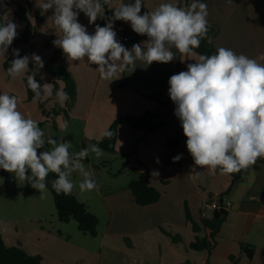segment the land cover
I'll use <instances>...</instances> for the list:
<instances>
[{
  "label": "crops",
  "instance_id": "1",
  "mask_svg": "<svg viewBox=\"0 0 264 264\" xmlns=\"http://www.w3.org/2000/svg\"><path fill=\"white\" fill-rule=\"evenodd\" d=\"M123 2L134 3V0ZM192 2L188 0L189 4ZM200 2L207 4L208 23L214 28L209 35L211 41L207 39L212 47L229 48L264 64V0ZM120 3L121 0H110L106 6L107 17L113 15V7ZM142 3L141 14L154 11L161 3L185 7L184 0H142ZM6 7L11 14L16 8L0 0V9ZM78 20L90 34L94 33L96 24L104 26L107 22L98 18L95 24H89L82 12ZM13 22L18 25L17 32H22L23 21ZM123 23H129V27L121 32L118 26ZM114 30L117 40L128 49L145 41L143 38L135 41L130 22L117 20ZM123 36L129 41L124 42ZM172 51L176 56L173 61L147 65L136 60L133 70L129 67L113 81L100 79L97 66L86 58L68 61L63 53L57 61L66 68L75 84V98L68 106L71 117L81 124L83 141L100 140L116 119L152 115V124L157 127L147 134L142 129H131L122 120L115 152L110 154L122 163L117 175L130 169L136 175L147 169L151 187L160 193L159 200L139 206L128 188L131 180L118 186L106 183L105 192L101 186L96 190L107 217L101 233L98 212L91 210L88 198L81 200L77 195L98 219L97 234L92 237L98 242L95 250L75 245L73 236H65L61 229L58 235L41 231L35 242L27 241L14 224L2 222L0 236L7 247H19L29 255H39L42 264H233L231 257L237 258V264H264V163L261 162L241 170L239 181L224 198L230 208L210 252L189 248L196 238L205 237L200 223L204 201L224 193L230 186L231 175L221 174L219 169L213 174L206 167L194 166L181 122L174 114L176 106L168 95V80L173 74L187 71V64L195 63L199 56H184L174 48ZM171 141H176L175 151L182 157L181 166L166 161ZM83 162H88V158ZM194 167L198 174L193 172ZM154 170L159 172L158 176H152ZM244 248L253 250L251 259L246 257Z\"/></svg>",
  "mask_w": 264,
  "mask_h": 264
},
{
  "label": "clouds",
  "instance_id": "2",
  "mask_svg": "<svg viewBox=\"0 0 264 264\" xmlns=\"http://www.w3.org/2000/svg\"><path fill=\"white\" fill-rule=\"evenodd\" d=\"M109 3L110 0H37L42 12L54 9L53 22L62 33L53 41L54 46L62 49L68 61L86 58L96 65L102 80L118 79L129 67L135 68L136 60L147 65L169 63L176 57L173 48L184 56L196 55L194 50L202 40L211 41L208 6L200 0H193L186 7L161 3L154 11L144 14H141L142 0L127 4L121 0L113 7V15L105 17V5ZM80 12L89 24H95L98 18L107 22L104 26L96 24L94 33L90 34L78 20ZM117 20L130 22L135 33L148 39L128 49L117 40L114 30ZM17 28L11 20L0 25V57L6 58L18 35ZM12 53L14 58L7 74L13 79L28 72L30 62L37 69L44 66L42 58L35 53L21 56L18 49ZM195 61L187 64V71L173 74L168 80V95L176 106L174 114L181 122L194 166L206 167L213 174L217 169L221 174L246 170L264 158V64L225 47L212 55L201 54ZM35 75L34 70L27 76V88L35 94L34 98H40L42 91L51 95L52 85L41 86ZM56 95L62 106L69 99L64 91ZM113 134L105 130L103 136L111 138ZM46 144L52 147L38 152ZM71 147L67 140L45 138L38 122L18 110L16 96L0 94V169L13 173L17 181L27 182L39 192L46 189L49 173H55L57 178L52 181V187L65 195L76 187L71 174L79 172L83 176L80 191H98L94 173L86 170L83 161L90 152L102 156L103 149L92 144L71 153ZM181 158L177 155L173 162ZM193 172L196 173L195 167ZM158 175V171L152 172V176Z\"/></svg>",
  "mask_w": 264,
  "mask_h": 264
},
{
  "label": "rangeland",
  "instance_id": "3",
  "mask_svg": "<svg viewBox=\"0 0 264 264\" xmlns=\"http://www.w3.org/2000/svg\"><path fill=\"white\" fill-rule=\"evenodd\" d=\"M29 5L30 14L28 19L33 28L30 33L31 39L27 43L21 41L26 29L23 22L24 29L18 33L12 45L9 46L6 58L0 57V94L7 93L16 96L18 99V110L26 117H31L38 122V126L45 133V138L51 137L58 142L67 140L72 145L70 152L76 153L82 148L92 145L93 141H89V139L83 141L81 124L71 117V108L65 105V101L62 106L57 98L56 93L63 90V83L56 80L45 69V65L50 63L51 57L59 49V47L54 46L53 41L58 39V36H61L62 33L54 25L52 17L54 9L42 12L37 6V0H29ZM14 11L11 14L8 7L0 9L2 25L10 19L18 23L21 22L14 15ZM13 49H18L23 53V56L25 54L31 56L35 53L42 58L43 68L37 69V66L32 63V71H36L35 79H38L42 86L45 83L52 85L51 95H45L42 91L40 98H34L35 96L28 98L25 87L27 72L16 79L11 78L7 74L4 64L13 54ZM50 65L55 67L53 64ZM53 89L55 93H53ZM41 109L44 110V113L41 112ZM51 147V145L46 144L45 149L42 150H49ZM87 158L88 162H83L85 168L89 171L92 170L98 186H101L102 192H105L103 187L106 183L118 186L135 178V173L133 174L131 169V171L128 170L129 172L126 171L117 175L116 172H120L122 163L115 160L110 153L103 151L102 156L96 157L94 153L90 152ZM28 175H31L30 170ZM70 179L76 185L73 188L75 196L77 197L78 195L81 200L88 198L91 210L98 212L101 217L98 231L99 233L103 232L107 217L104 207L98 202V192L96 190L80 191L79 183L83 180V176L79 172H73ZM2 222L11 226L14 224L17 232L22 237L28 238L27 241L32 240L35 242L36 239H39L41 231L58 235V229H61L65 232L63 233L65 236L66 234L73 236L71 238L75 245L95 250L98 244L91 236H84L85 234L78 230L76 221L71 220L68 223H61L57 220L53 198L47 188L43 192H39L32 188L29 183L17 181L13 173L0 169V223Z\"/></svg>",
  "mask_w": 264,
  "mask_h": 264
},
{
  "label": "trees",
  "instance_id": "4",
  "mask_svg": "<svg viewBox=\"0 0 264 264\" xmlns=\"http://www.w3.org/2000/svg\"><path fill=\"white\" fill-rule=\"evenodd\" d=\"M2 1L5 5H15L16 9L14 11V15L18 19L23 21L26 26L25 34L22 36L23 38H21V41H23L24 43L29 42L31 39L30 33L33 30L28 19V15L30 14L29 0ZM184 4L185 7L188 6V0H184ZM106 6L107 5H105V17H107ZM104 20L105 19H102V22ZM0 25H2L1 18ZM213 31L214 28L210 26L208 36ZM141 38L145 40L148 39L146 35H139L135 33V41H138ZM194 52L198 56L201 54L212 55L216 53V49L207 42V39H204L201 41L200 47L195 49ZM62 54L63 51L61 48L56 50L55 54L50 59V63L45 65V69L51 76L56 78V80H59L63 83L62 91L67 92L69 96V99L65 101V105H70L73 103L75 98V84L66 68L62 64L57 63L59 57ZM20 55L23 56V53L20 52ZM13 58L14 57L12 54L5 62L4 66L6 70L8 67H10ZM50 64L55 65V67H51L52 65ZM27 74H32V62L29 63V71L27 72ZM36 80L39 82L38 79ZM25 87L28 98L34 97L35 94L32 92V90L30 88H27V80H25ZM53 93H55L54 89ZM41 112L44 113V110L41 109ZM122 120H124L131 129H142L145 134L151 132L157 127V125L152 124V115H150L149 113H145L139 118L126 117L124 119H116L110 124L107 129L114 133L113 136L111 138H106L103 136L100 140L94 141L93 144L98 145L101 149H103L104 152H115L117 130ZM175 146L176 141H171L168 143L170 155L166 161L170 164L181 166V160L173 162V157L180 155V153L175 151ZM39 151L43 150L40 149L38 150V152ZM256 162L264 163V158H260ZM230 175L231 183L229 188L221 195L216 196L218 198V207L213 211L210 218H201L200 220V223L205 230V237L203 239L196 238L194 242L190 243V249L196 251L206 250L207 252H210V250L215 246L216 237L218 236L219 230L228 214V209L225 208L226 202H224V198L229 194L231 188L239 181L240 178L239 172L232 173ZM56 178L57 177L55 173H49L46 181V188L50 191L53 198L57 220L61 223H68L71 220H74L76 221L77 228L81 233L89 235L91 237H95L97 234L98 225L97 217L88 210L87 206L84 203L77 199L73 190L71 194L68 195H65L62 192L57 193L56 190L52 187V181ZM149 178V171L146 169L140 173H136L135 178H133L128 184V188L133 195L134 201L139 206H147L156 203L160 198V193L153 187H151ZM192 229L195 232L197 231L195 224H192ZM244 253L249 259H251L253 256L252 249L244 248ZM230 260L233 264H237V258L231 257ZM0 264H42V258L39 255H29L19 247H7L3 243L0 236Z\"/></svg>",
  "mask_w": 264,
  "mask_h": 264
},
{
  "label": "built area",
  "instance_id": "5",
  "mask_svg": "<svg viewBox=\"0 0 264 264\" xmlns=\"http://www.w3.org/2000/svg\"><path fill=\"white\" fill-rule=\"evenodd\" d=\"M129 27V23H123L118 26L119 31L123 32L124 29ZM122 40L128 42L127 36H123ZM218 207V198L216 196L207 198L201 208V218L208 219L212 216L213 211ZM225 208L229 210L230 204L225 203Z\"/></svg>",
  "mask_w": 264,
  "mask_h": 264
}]
</instances>
